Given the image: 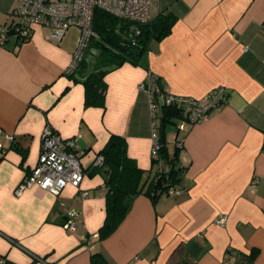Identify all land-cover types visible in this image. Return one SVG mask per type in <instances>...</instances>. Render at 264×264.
I'll return each mask as SVG.
<instances>
[{
    "label": "crops",
    "instance_id": "crops-1",
    "mask_svg": "<svg viewBox=\"0 0 264 264\" xmlns=\"http://www.w3.org/2000/svg\"><path fill=\"white\" fill-rule=\"evenodd\" d=\"M16 4L0 0V34L17 21ZM158 11L177 17L171 31L138 62L107 70L95 85L101 101H88L84 81L70 74L78 30L54 40L37 28L0 44V264H90L97 252L108 264H264V0H157L152 17ZM149 73L177 95L225 85L226 102L185 133L180 192L129 196L122 221L101 236L109 172L95 158L110 137L125 138L143 179L158 167L159 111L153 117L140 88ZM46 126L64 138L80 134L83 179L59 195L32 185L17 196ZM69 210L77 212L73 230L63 227ZM219 214L224 225L214 222Z\"/></svg>",
    "mask_w": 264,
    "mask_h": 264
},
{
    "label": "built area",
    "instance_id": "built-area-1",
    "mask_svg": "<svg viewBox=\"0 0 264 264\" xmlns=\"http://www.w3.org/2000/svg\"><path fill=\"white\" fill-rule=\"evenodd\" d=\"M94 8L108 11L118 17L136 21L148 22L152 18V9L157 8V0H17L12 11L17 21L8 27H3L0 34V44L8 36L22 41L28 39L37 28H46L45 38L59 40L72 26L78 29L77 47L69 69L76 66L82 59L85 49L92 38L98 37L92 28V15ZM135 33H139L135 29ZM140 88L147 92L153 117L157 112L154 95L158 94L161 103L181 104L182 118L176 123L177 135L175 146L184 149L185 133L196 123L201 122L212 110H219L226 102L227 87L218 85L199 97L162 93L155 83L154 77L149 73L147 82L141 83ZM80 134L64 138L51 127L46 126L41 134V149L35 164L25 173L14 188V194L22 192L37 185L55 195H59L67 185L78 187L83 179L84 167L81 157L85 150L77 144ZM11 138V137H9ZM158 129L155 120L152 122L151 156L158 154ZM103 156L97 154L95 164L101 165ZM254 183L256 180L253 181ZM181 186L172 185L167 189L168 194H176ZM226 214H219L214 222L224 225ZM77 225V212L69 210L63 222L68 230L75 229Z\"/></svg>",
    "mask_w": 264,
    "mask_h": 264
},
{
    "label": "trees",
    "instance_id": "trees-1",
    "mask_svg": "<svg viewBox=\"0 0 264 264\" xmlns=\"http://www.w3.org/2000/svg\"><path fill=\"white\" fill-rule=\"evenodd\" d=\"M176 19L172 12L158 11L148 22L139 23L94 8L92 28L98 37L90 40L82 59L70 69V74L75 80L84 81L87 100L99 98L98 100L101 101L103 94L95 85L102 75L126 61L138 62L152 41L161 40L169 34ZM135 29H138L139 33L136 34ZM91 50H97L92 63L88 58ZM153 77L160 91L168 93L159 83L158 78ZM153 100L157 110L160 109V114H156L159 150L157 156L152 157L158 167L151 177L143 179L142 169L127 156L125 138L119 135H112L98 153L103 156V162L98 166L102 169L106 168L109 172L106 180V218L99 231L101 236L110 234L122 221L129 207V196L145 192L155 198L163 193L168 194L169 186L176 184L181 186L180 179L184 168L177 161L180 149L175 146L173 154H169L166 132L169 123H175L183 117V107L173 102L161 103L158 94L154 95ZM255 254L256 250L253 249L250 253L251 260ZM90 264H108V262L101 253L97 252L91 255Z\"/></svg>",
    "mask_w": 264,
    "mask_h": 264
},
{
    "label": "rangeland",
    "instance_id": "rangeland-1",
    "mask_svg": "<svg viewBox=\"0 0 264 264\" xmlns=\"http://www.w3.org/2000/svg\"><path fill=\"white\" fill-rule=\"evenodd\" d=\"M77 30H78V29H77L76 27L72 26V27L69 28L67 34H68V35L75 34V33H77ZM68 35H67V36H68ZM92 51H93V52H92ZM96 54H97V50H91V51H90V53H89L90 56L88 55V56H89L88 58H89V61H90V62L93 61L94 56H95ZM91 63H92V62H91ZM159 114H160V109H159V113H158V115H159ZM177 121H178V120H176L175 123H177ZM175 123H169V124L167 125V131H168V132H171V131H170L171 129H172V130H175V129H176V124H175ZM168 132H167V133H168Z\"/></svg>",
    "mask_w": 264,
    "mask_h": 264
}]
</instances>
